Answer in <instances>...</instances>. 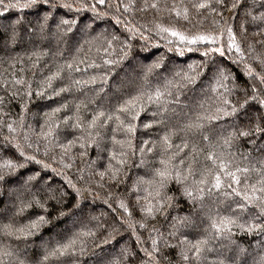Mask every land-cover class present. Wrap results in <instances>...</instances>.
Here are the masks:
<instances>
[{
	"label": "trees",
	"instance_id": "1",
	"mask_svg": "<svg viewBox=\"0 0 264 264\" xmlns=\"http://www.w3.org/2000/svg\"><path fill=\"white\" fill-rule=\"evenodd\" d=\"M110 2L113 3L111 8L107 4L98 6V11L108 13L100 18L91 11L77 13L53 9L43 31L40 25L43 23L44 8H31L23 12L17 9L3 12L0 9V12H3L0 15V97L4 98L3 104H0V116H3V124H0V163L5 159L23 162V158L19 157L8 141L25 145L24 135L27 134L35 144L41 126H45L46 130L49 114H52L53 109L61 108L60 112L52 116V119L59 123V128L54 130V139L48 155H44L43 140L40 141V152L37 153V158L51 164L56 172L51 168L43 169L41 165L29 161L24 163V167L17 168L6 177V182L0 181V247H9L13 251L14 255L7 258L9 264H19L21 259L25 264H113L117 260L120 264H142L147 258L140 249H151L149 236L153 226L162 234L160 264H221V261L223 264H260L264 258V228L249 234L233 227L231 234L223 235H216L211 228L212 219L220 216H234L238 223L255 222L264 225V217L259 216L258 209L250 206L242 210L238 207V204L244 201L228 188V178L222 177V187L216 190L211 187V177H208L209 183L206 186L200 185L205 187L203 199L193 200L185 196L183 188L188 186L194 189L198 186L194 181H198L201 174L211 167V162L206 160L209 151L230 160L233 169L237 166L250 169L248 173H238L242 183L239 186L233 185L241 191L244 190L245 178L249 184H256L261 176H264V133H253L247 137L236 136L230 144L225 143L230 134L252 127L258 115L255 104L249 105L235 116L214 121L205 120L202 129L191 132L185 130V125L196 120L198 116L215 113L218 104V93L212 92V74L215 66L224 67L231 73L229 87L236 85L230 97L234 102L243 95L244 89L250 91L253 84L258 88L262 87L258 81L245 75V65H251L257 72L261 71V65L255 58H264V20L253 21L252 16L264 15V0H241L235 9L231 8L234 0H224L223 6L215 4L213 0L216 12L208 9L197 12L192 7L197 0H156L158 9L148 8L140 11L145 0H135V8L132 11L124 13L121 8L120 13H117L114 6L116 0ZM124 2L127 3V0ZM147 2L150 4L153 0ZM185 8L188 9L187 19L183 16ZM176 11L181 12L179 17L176 16ZM249 12L251 15H248ZM117 15L125 23L131 21L148 39H141L139 34L132 37L124 24L115 23L113 16ZM62 18L76 20V24L71 25V32L66 31L69 25L60 24ZM157 24L173 27L186 34L219 35L223 31L221 46L225 47L226 54L224 57L215 53L207 58L203 57L199 50L208 46L180 44L167 33H158ZM228 27L233 29L243 50L242 60L235 52L227 51ZM13 30L16 33L14 44L9 42ZM113 35L119 39L113 42L115 52L108 58L119 62L109 67L103 65L104 49L108 47L107 41ZM169 40L172 41L171 44ZM125 42L131 46L125 49L127 56L120 51ZM249 45H252L251 50ZM189 47L193 51H188ZM169 48L172 51H169ZM177 48H183L184 54L180 55L176 51ZM108 51L112 52L113 49ZM81 58H85L89 63L94 61L101 67L92 68L78 63ZM233 60L237 63H233ZM157 61L161 66L146 78L148 67ZM67 63L79 66L81 71L69 73L65 70L61 77L53 80L51 87H44L46 77ZM205 63L209 68L195 84L176 86L177 82L182 83L180 77L175 76L176 72L188 71L190 64L203 66ZM105 72L107 83L102 84L98 78L95 84L72 85L73 79L89 80L92 76L99 77ZM21 78L25 84L16 85L14 80ZM169 80L173 81V85L169 89L172 95L167 97L166 111H161L160 106L156 104H150L141 112L132 140L134 154L133 149H125L128 153L127 163L116 182L109 179L110 173H106L101 179L99 173L106 172L109 163L115 164V161L109 159L110 153L120 150L119 145L113 144L111 137L115 135L118 140H122L124 134L119 131L113 133L111 129L115 127V123L109 122V126L101 130V137L81 148L80 143L84 141L77 140V137L86 136V133L73 127L77 115L86 128L87 121L96 111L113 110L129 93L139 88L159 87L163 90ZM28 84H31V97L25 94ZM65 86L69 87V91L54 94V91ZM40 90L43 94L36 95ZM219 92H223V89ZM78 103L82 105L79 113L75 109ZM62 105L67 107H61ZM64 117L70 119L65 121ZM9 123L13 124L16 132L8 131L6 125ZM144 124H150L151 127L145 128ZM171 131L175 132L171 136L174 146L183 147L185 143L188 144V147L179 153L175 163L179 164V160L184 159L185 164L179 165L183 169L195 155L194 174L184 184L170 180L164 191L173 197L171 205L157 213L155 219H148L147 228L141 229L137 224L136 233L133 235L126 225L120 223L121 217H128L119 208V202L123 200L129 206L133 221L141 220L137 197L141 198L140 203L143 204V198L155 187L148 182L154 179L155 169L161 167V138ZM204 136H207L208 140H205ZM5 137L8 140H5ZM70 140L75 142L65 154L59 145H66ZM145 141L148 142L147 145L144 144ZM193 144L198 149L196 153H192ZM141 147L145 148L143 153L140 151ZM149 147L153 148L151 152L147 151ZM25 151L32 154L34 150L25 146ZM171 151L176 152L177 149L173 147ZM81 152L84 155H80ZM63 164H70L71 167L65 168ZM35 173H39V176L28 181V177ZM65 177L81 189L80 197H77ZM60 193H64L60 203H57V199L49 198L54 195L59 199ZM35 200L43 203L47 212L35 205ZM77 200L80 207L73 209L72 206ZM21 201H32L33 204L20 212ZM68 209H72V212L63 217L59 215L61 210ZM38 215H46L49 222L41 225L33 235L21 239L4 235V225L21 227L29 224ZM113 227H118L119 231L104 243ZM81 230H92L96 233L94 237L85 238V254L43 260L46 252L58 242L66 241ZM172 232H175V236L170 235ZM151 235L156 236L157 233L152 232ZM137 237L141 241L139 245ZM185 237L192 242L208 238L207 248L198 261L186 262L179 255L181 249L187 247L179 243ZM165 241L175 247H165ZM124 249L128 250L127 255H122Z\"/></svg>",
	"mask_w": 264,
	"mask_h": 264
},
{
	"label": "snow or ice",
	"instance_id": "2",
	"mask_svg": "<svg viewBox=\"0 0 264 264\" xmlns=\"http://www.w3.org/2000/svg\"><path fill=\"white\" fill-rule=\"evenodd\" d=\"M215 4L217 5H224V0H214ZM241 0H234L231 4V8L235 9L240 5ZM107 4L109 8L113 7V3L110 0H94V2H89V0H0V9L3 12H7L10 9H17L23 12L26 9L31 8H38L42 7L45 9L44 16H43V23H41L40 28L43 31L44 27L47 25L49 18L52 15L53 9H64L67 11H75L77 13L83 11H91L97 18L102 16H106L107 12L98 11V6L103 7ZM115 11L120 13L121 8L123 9L124 13H128L135 8V0H127V3L124 0H116L115 3ZM192 7L199 12L202 9H208L212 12H216V8L213 7V0H197V2L192 4ZM148 8L158 9L159 5L156 0H153L152 3H148L145 0V3L140 11H145ZM0 12V15L3 14ZM219 14V13H218ZM181 15L180 11H176V16L179 17ZM251 15V12L248 13ZM183 16L185 19L188 18V9L185 8L183 10ZM115 23L117 25L124 24V27L128 33L132 37L139 34L141 39H148L144 35V32H141L135 25L132 24L131 21L125 23V21L121 20L120 16H113ZM252 20H264V15L260 17L252 16ZM60 24L69 25L66 31L71 32L72 27L71 25L76 24L75 19H64L60 20ZM158 29V33H167L170 37H173L178 41L180 44L183 45H199L204 44L208 47H205L203 50L200 51V55L203 57H209L212 54H218L220 57H224L226 54L225 47L221 46L222 44V37L223 31L219 35L214 33H196V34H186L182 31H178L173 27H166L161 24L156 25ZM243 27V26H242ZM147 31V28H145ZM228 35L227 41V51L228 52H235L240 59H243V50L241 49L240 44L237 42L236 35L233 32L231 27L226 29ZM119 38L115 35L112 36L110 40L107 41L108 47L104 49L105 58H103V65L105 66H113L117 64L119 61L108 58L111 57L114 52V41H117ZM16 41V33L13 30L10 36L9 42L14 44ZM171 44L172 41L169 40ZM264 43V41H262ZM212 45H216L215 47H211ZM131 46L126 42L123 44V47L120 51L127 56V52L125 49L130 48ZM108 49H113L112 52H109ZM252 49V45H249V50ZM188 51H193L192 48H188ZM91 51V49H89ZM169 51H172L169 48ZM176 51L180 54H184L183 48H177ZM259 64L261 65V71L257 72L251 65H245V75L250 79H254L258 81L259 85L262 86L258 88L256 84H253L251 90L248 89L243 90V95L238 97V99L234 102L230 99L231 95L233 94V89L236 85L229 87V80L231 73L224 67L219 65L215 66L212 74V80L214 81L212 86V92L218 93L217 101L218 104L215 107V113L209 115H202L198 116L196 120L191 121L185 125L186 131H193L197 129H202L204 127V121H214L222 119L223 117L235 116L239 111L246 109L249 105L255 104L257 106L256 111L258 115L255 118V122L252 124L251 128H243L240 129L238 133L230 134L228 138L225 139L226 144H230L232 139L239 137H247L252 135L253 133H264V58L256 57L255 58ZM78 63H84L87 67L92 68H99L101 67L100 64L95 63L94 61L89 63L85 58H81ZM233 63H237L236 60H233ZM161 66L160 62L157 61L148 67L147 72L145 73V77L151 73L154 69H157ZM209 68V65L206 63L201 65H188V71L186 72H176L175 76L180 77L182 83L177 82V87H183L187 84H195V82L204 74L206 69ZM67 70L69 73L76 71L79 72L81 69L79 66H74L73 63H67L66 65L58 68L55 72H52L50 75L46 77V80L43 82L44 87L48 88L52 86L53 80L61 77L62 73ZM100 79L101 83H107V73L97 76H92L89 80H72V85H84V84H95L97 79ZM14 83L16 85L23 86L25 81L21 79H15ZM173 85V81L169 80L166 82L163 90L159 87L155 89H145L139 88L135 90L133 93H129L124 99H122L111 111H96L90 120L87 121V127L85 128L84 124L80 122V117L77 115L76 123L73 127L81 129L82 133H86V136L77 137V140H83L84 142L80 143L81 148H85L86 145H90L92 142L96 141L97 137H101V130L105 129L109 126V122H114L115 127L111 130L113 133L117 131L122 132L124 134V139L118 140L115 135L111 137L112 142L114 145H119L120 150L112 151L110 153L109 159L110 161H115V164L109 163L106 172L99 173L101 179H103L106 173H110L109 179L113 182L118 180V176L123 170L124 166L127 163V155L128 153L125 149H133L132 140L135 136L137 130L136 121L139 119L141 112L146 110V107L150 104H156L160 106L161 111H166L165 105L167 104V97L171 96L172 93L169 90L170 86ZM220 89H223V92H219ZM102 90V89H101ZM69 91V87H61L58 90L54 91L55 95H59L60 93ZM28 97H31V84H28L27 91L25 93ZM43 94L42 90L37 91L36 95ZM10 95H17V93H10ZM4 98L0 97V104H3ZM61 107H67V105H62ZM82 105L76 104L75 109L76 112L79 113L81 110ZM61 108L57 107L52 110V114H49L48 120L46 121V130L45 126H41V131L38 134V139L33 144L30 141V137L25 134L24 141L26 142L25 145L16 142L13 144V141H8L9 144L16 149L20 158H23V162L14 161L13 159H5L2 163H0V181L6 182V177L10 176L12 173L15 172L17 168L24 167L25 162H35L42 166L43 169L51 168L52 171L56 172L55 168H52V165L49 163L44 162L41 159L37 158V153L40 152V141L43 140L44 143V155L47 156L50 150V146L52 145L54 136V130L59 128V123L52 119V116L55 113L60 112ZM6 115V113H5ZM155 115V113H154ZM65 121L70 119V117H64ZM162 123L163 121H159ZM0 124H3V116H0ZM7 129L10 133L16 132V129L13 127L12 123L6 125ZM144 127H151L150 124H144ZM175 132L171 131L165 133L162 139V158L159 160V164L161 167L155 169V177L152 181L148 183L150 185H154L152 191H148V195L145 196L144 203H140V197H137V204L139 205V210L141 213V220L140 221H133L132 219V212L129 209V206L125 204L123 200L119 202V208L123 210V212L127 215V219L124 217L120 218V223L126 225L128 229H130L135 235L136 233V226L139 225V228L144 229L147 228V220L148 219H155L157 213L162 212L166 206H170L173 200V197L168 196L164 189L167 186V183L170 180H175L177 184H184L190 176H193L194 169H193V162L195 161V155L192 156L191 161L187 163V165L181 169L179 165H184L185 160L180 159L179 164L175 163L177 156L180 152L183 151L184 148L188 147V144L185 143L183 147L180 145H173L171 142V136L174 135ZM205 140H208L207 136L203 137ZM5 140H8L5 137ZM75 141H68L66 145H59L67 154L72 145ZM145 145L148 144L147 141L144 142ZM25 146L27 149H33V153L29 154L25 151ZM155 147V144H153ZM175 147L177 149L176 152H172L171 150ZM153 150L152 147L147 148L148 152ZM133 149V154H134ZM141 153L145 151L144 147L140 148ZM198 151L195 144L192 145V153H196ZM80 155H84L83 152ZM206 160L211 162V167L207 168L205 172L201 174V178L198 181H194L195 184L198 186L194 189H190L188 186L183 188V194L193 200L200 198L203 199V194L205 192V187H201L200 185H207L209 183L208 177H211V187L215 188L216 190L221 189L223 181L222 177L228 178L230 183L228 184V188L231 189V192L236 196L242 197L244 203L238 204L240 209H246L248 207H255L258 209L259 216L264 217V176L257 181L256 184H249L247 179L245 178L244 183V190L241 191L238 187H233V185L239 186L242 183L240 175L238 173H248L250 171L249 168L244 167H235L233 169L232 162L230 160L224 159L222 156H217L215 152L209 151L206 154ZM63 163V161H61ZM63 167L69 168L71 167L70 164H63ZM259 171V170H258ZM58 175L60 173H57ZM39 176V173H35L28 177V181L35 180ZM83 179V177H81ZM66 182L75 190L77 197L82 195L81 189L77 188L75 184L71 182L67 177H65ZM87 190V189H85ZM147 191V189H146ZM211 191V189H208ZM229 193H225L228 195ZM64 193H60V198L58 199L56 196H50V199H57V203L62 201ZM35 205L39 206L47 212V208L43 203L39 200L34 201ZM33 204L32 201L24 202L21 201V207L19 208L20 212H23L25 208L31 207ZM73 209H77L80 207L79 200L73 206ZM69 212H72V209L68 210H61L59 215L61 217L68 215ZM74 214V213H73ZM185 220L187 218H184ZM49 221L46 215H38L36 219L31 220L29 224L21 226V227H13L12 224H6L3 228V233L5 236L8 237H15L16 239L27 238L31 236L37 231L41 225L47 224ZM233 227H238L241 230L247 231L249 234L253 233L256 230H260L264 228V225L255 222H246V223H238L237 218L234 216H220L218 218L212 219L211 221V228L214 230L216 235H223L225 233L231 234ZM119 231L118 227H113L111 231L108 232L107 237L103 241L107 243L109 239L113 237L114 233ZM156 232V236H152L151 233ZM96 235L95 232L92 230H81L76 232L72 236H70L64 242H58L55 247H53L50 251L46 252L43 257L44 261H47L50 257H75L78 253L83 255L87 251V240L86 237H94ZM170 235L175 236V232L170 233ZM162 234L159 233L158 229L153 226L150 229V236L149 239L151 241V249L146 247H141V251L143 252L144 256L147 258L142 264H160V253H161V240ZM138 245L141 243L139 237H137ZM180 245H187V247H183L179 253L181 258L184 261L190 260H199L201 258L202 253L206 250L209 240L207 237L197 239L195 242L188 241L185 237L184 239L180 240ZM98 246V245H97ZM165 247H175L174 245H170L165 241ZM128 250L124 249L122 255H127ZM14 255L13 251L9 247H0V264H9L7 258H11ZM19 264H25L24 260H20ZM113 264H120V261H114ZM223 264V261H221ZM260 264H264V258L261 259Z\"/></svg>",
	"mask_w": 264,
	"mask_h": 264
},
{
	"label": "rangeland",
	"instance_id": "3",
	"mask_svg": "<svg viewBox=\"0 0 264 264\" xmlns=\"http://www.w3.org/2000/svg\"><path fill=\"white\" fill-rule=\"evenodd\" d=\"M96 210H98V207L96 208Z\"/></svg>",
	"mask_w": 264,
	"mask_h": 264
}]
</instances>
